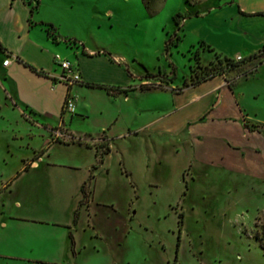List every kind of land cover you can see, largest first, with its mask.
Masks as SVG:
<instances>
[{
    "label": "rangeland",
    "instance_id": "obj_1",
    "mask_svg": "<svg viewBox=\"0 0 264 264\" xmlns=\"http://www.w3.org/2000/svg\"><path fill=\"white\" fill-rule=\"evenodd\" d=\"M225 1L37 0L58 28L60 56L77 65L78 49L96 60L94 73L129 90L75 89L77 111L64 109L63 125L58 101L46 119L0 94V191L18 166V215L31 218L18 221V259L2 255L16 239L0 234V264H264V48L249 56L241 48L237 59L179 30L182 15ZM239 2L264 9V0ZM227 22L264 31L247 14ZM219 73L227 87L210 111L177 94ZM57 128L70 138L25 170ZM65 217L64 228L31 222Z\"/></svg>",
    "mask_w": 264,
    "mask_h": 264
},
{
    "label": "crops",
    "instance_id": "obj_2",
    "mask_svg": "<svg viewBox=\"0 0 264 264\" xmlns=\"http://www.w3.org/2000/svg\"><path fill=\"white\" fill-rule=\"evenodd\" d=\"M36 3L37 0H31L30 2L28 0H0V43L6 49H0V94L3 99H8L18 105L19 108L27 110L36 116L44 115L46 119L52 115L48 111H51L53 105L58 101V116L63 125L65 124V120H63V115L65 114L63 105L68 93L74 97L75 113L77 111L75 103L77 95L73 94V91L81 87L92 88L85 85V82H114L124 87L125 81L116 78L112 74L103 76L94 73L90 68L89 62H95L96 60L81 54L77 49L71 52V55L76 57L82 80L71 86L63 82L59 76L61 69L55 62V55H60L59 47L62 38L55 23L52 20H45L39 15V5H36ZM263 11L264 9L247 10L241 7L239 0H227L224 3L212 5L205 12H201L197 8L193 14L187 12L186 15H182L179 30L183 32V35H193L194 40L196 39L199 42L210 45L217 52L228 54L232 57L236 55L245 57L244 55L246 54L249 56L262 49L264 46V31L262 28L255 29L248 26L236 27L231 30L227 21L229 19L241 20L246 14L264 21V15L256 14ZM46 23H51L56 28L58 33L56 39H53L48 34ZM213 26L218 29L217 32L212 28ZM238 29H242L243 34L237 32ZM233 34L235 37L233 36L232 38ZM241 48H246L248 52L244 54ZM85 50L87 52V49ZM6 57L10 58V63L3 65V60ZM99 58H101L100 60L103 61L109 71L110 69H116L122 72L120 66L111 62L105 56ZM70 61L74 63L73 59ZM25 63L37 69H42L45 74L37 73L26 66ZM224 84L223 76L218 74L207 80L191 84L177 94L184 96L185 103L200 106L202 112L210 111L220 101L219 91L222 87H227ZM217 93L218 95H215ZM47 125H52V123H47ZM244 126L248 128L247 120ZM248 130L250 129L248 128ZM87 139L94 140L95 138L89 136ZM57 143H60V140L51 139L48 134L44 142L45 148L43 146V152L41 151L40 156L34 159V154L38 150H33L32 155L24 159L23 166L26 165V168L29 169L38 167L40 162L43 161L44 155L50 156L51 148ZM79 146L89 150L91 153L94 152V158L96 157L93 148L84 147L82 144H79ZM47 147L48 149H46ZM93 162L91 160L87 167L92 165ZM80 181L79 187L81 191L84 177ZM0 193L5 195L1 203L3 208L0 209V234L4 235V237L16 239L13 252L2 253V255L18 259V221H29L28 219H31L29 218L30 216L18 215V166L11 170L3 179ZM40 221H47L52 223V226L57 225L64 228L72 223V218H42L39 222L31 220L34 223H41Z\"/></svg>",
    "mask_w": 264,
    "mask_h": 264
},
{
    "label": "built area",
    "instance_id": "obj_3",
    "mask_svg": "<svg viewBox=\"0 0 264 264\" xmlns=\"http://www.w3.org/2000/svg\"><path fill=\"white\" fill-rule=\"evenodd\" d=\"M236 58L240 59L241 56L237 55ZM55 62L58 64V66L61 69V73L59 75L60 79L63 82H65L66 84H68V86H71L72 84L78 83L81 81V75H80V72L78 70V66L75 63L68 60L67 58L61 57L58 54L55 55ZM9 63H10V58L6 57L3 60V65H8ZM74 106H75L74 105V97L68 93V95L66 96V98L64 100L63 107L67 112L73 113L74 112ZM53 137L55 139L70 138V136L67 133H65L62 129H58V128L56 130H53Z\"/></svg>",
    "mask_w": 264,
    "mask_h": 264
},
{
    "label": "trees",
    "instance_id": "obj_4",
    "mask_svg": "<svg viewBox=\"0 0 264 264\" xmlns=\"http://www.w3.org/2000/svg\"><path fill=\"white\" fill-rule=\"evenodd\" d=\"M30 1L31 0H28V2H30ZM36 5H37V3H36ZM32 8H33V6H32ZM256 14H262V15H264V11L263 12H258ZM46 30H47L48 34L53 39H56V37H57L56 28L51 23H46ZM207 46H208V48L210 50H214V48L211 47L210 45L207 44ZM263 48H264V46L262 47V49ZM0 49L1 50H6L5 47L1 43H0ZM262 49H260V50H262ZM253 54H256V53H253ZM253 54H251V55H253ZM228 60H232V59H228ZM25 65L28 66V67H30L32 70L36 71L39 74H45V71H43L42 69H37L36 67H34V66H32V65H30L28 63H25ZM216 74H212L210 76H204L201 80H198L194 84H196L198 82H201V81H204V80H207L209 78H212ZM219 74H221V73H219ZM84 84L87 85V86H91V87H102V88H105L112 95H117L118 93H121V92L126 93L129 90L128 88L122 87L121 85L100 84V83H95V82H90V81H87ZM183 84L184 85L186 84V80H184ZM140 88L141 89H150V88H154V87L151 85V83H142L140 85ZM159 88H163V87L159 86ZM246 126H247V124H246ZM42 150L43 149L39 150L36 154H34V159H36V158H38L40 156V154L43 152ZM107 152H109V150L106 148V151H104V153H107ZM98 155H99L98 162H101L102 161V154H99L98 149L96 148V150H95V156H98ZM23 167H24V169H26V165H24ZM84 184H85V182L83 183V185L81 187V191H83L82 188H83ZM83 194H84V192H83Z\"/></svg>",
    "mask_w": 264,
    "mask_h": 264
}]
</instances>
